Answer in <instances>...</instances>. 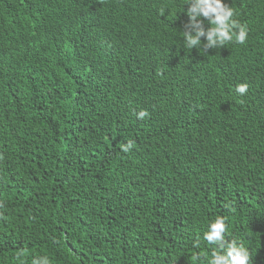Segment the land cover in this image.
I'll return each instance as SVG.
<instances>
[{
	"label": "trees",
	"instance_id": "16d2710c",
	"mask_svg": "<svg viewBox=\"0 0 264 264\" xmlns=\"http://www.w3.org/2000/svg\"><path fill=\"white\" fill-rule=\"evenodd\" d=\"M225 2L205 51L186 0H0V264H207L216 216L264 264V0Z\"/></svg>",
	"mask_w": 264,
	"mask_h": 264
},
{
	"label": "clouds",
	"instance_id": "9594fccd",
	"mask_svg": "<svg viewBox=\"0 0 264 264\" xmlns=\"http://www.w3.org/2000/svg\"><path fill=\"white\" fill-rule=\"evenodd\" d=\"M188 20L183 30L184 47L187 49L203 48L205 51L223 47L235 42L244 44L248 38V28L236 17V13L225 0H186ZM207 21V27L205 26ZM203 38V41H202ZM248 85L241 83L235 87L240 96L246 94ZM149 113L141 110L136 113L138 119H144ZM134 147V141H127L121 151L129 152ZM227 221L222 216H216L207 225L203 239L214 245L207 264H251L249 249L238 239L229 240ZM32 264H50L47 256L33 258Z\"/></svg>",
	"mask_w": 264,
	"mask_h": 264
}]
</instances>
